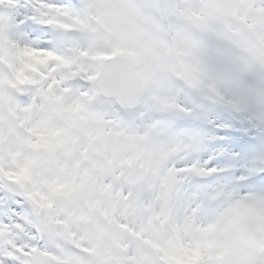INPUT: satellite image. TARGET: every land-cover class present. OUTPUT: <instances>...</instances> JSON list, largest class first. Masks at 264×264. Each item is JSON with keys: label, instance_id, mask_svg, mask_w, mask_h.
Returning a JSON list of instances; mask_svg holds the SVG:
<instances>
[{"label": "rangeland", "instance_id": "1", "mask_svg": "<svg viewBox=\"0 0 264 264\" xmlns=\"http://www.w3.org/2000/svg\"><path fill=\"white\" fill-rule=\"evenodd\" d=\"M212 2L243 8L224 15L210 10L205 19L193 7ZM86 3L102 10L91 14L97 25L94 35H87L79 9L65 2L0 0L5 7L0 12V249L13 233H26L35 246L30 245L25 256L36 255L47 264L69 261L68 255H55L43 237L34 234L51 223L63 229L70 243L96 256L99 264H186L169 211L177 202H195L200 196L190 186L193 178L216 172L229 179L221 173L235 163L231 182L239 186L245 172H254L255 165L246 156L253 133L239 113L245 97L262 95L249 80H259L264 72V54L234 34L257 23L247 12L264 13V0ZM49 6L58 8L52 24L79 32L67 42V54L43 47L51 29L42 27L37 9ZM105 11L117 16L119 24L110 22ZM221 45L241 55L222 52ZM112 55L136 59L147 82L137 111L123 120L115 115L116 108L96 106L90 92L69 90L64 82L65 78L94 82L102 59ZM206 62L223 71L209 75ZM85 94L91 101L84 99ZM170 110L196 118L198 125L187 131L175 128L179 117L153 121L152 114L169 115ZM222 128L242 136L222 135ZM256 159L264 161V155ZM202 160L216 165L202 167L198 164ZM4 177L30 182L31 200L47 208L50 217L34 216L29 201L15 196ZM231 182L236 199L229 197L230 204H247L259 194L257 185L237 190ZM221 183L215 180L207 188ZM216 193L215 198L222 197ZM118 208L125 219L116 215ZM129 217L132 223L127 222ZM256 221L257 227L264 224L261 218ZM236 222L203 223L195 232L209 246L203 264H229L230 247L247 237L246 230L234 227ZM85 224H94L103 248L83 247L74 229ZM106 226H114L119 234L109 233ZM51 236L57 238L56 233ZM257 258L254 261L260 264Z\"/></svg>", "mask_w": 264, "mask_h": 264}, {"label": "clouds", "instance_id": "2", "mask_svg": "<svg viewBox=\"0 0 264 264\" xmlns=\"http://www.w3.org/2000/svg\"><path fill=\"white\" fill-rule=\"evenodd\" d=\"M133 7H139L135 5ZM196 10L201 12L202 17L208 18L210 10H214L217 15H224L234 8H243L238 4H223V3H208L205 5H194ZM79 9L80 20L86 29L87 35H94V30L97 25L91 19V14L99 15L101 9L97 6L86 3V0H79L77 4ZM58 11V8L49 6L47 10L37 9L39 14V22L47 25L51 29V34L47 37L44 44V48L50 51H59L61 54H67L66 44H60L58 36L63 32V29L59 25L51 23L54 14ZM247 14L257 23L250 29L239 30L234 34V38L244 42L245 44H251L253 47L258 49L261 54H264V13L257 16L254 12L248 11ZM106 18L112 22L119 24L118 17L109 11H105ZM68 37H76L77 33H68ZM43 50V49H42ZM220 50L222 52L229 53L233 57H238L241 53L236 49H229L226 45H221ZM55 61H50V64H54ZM205 71L209 75L219 76L223 71V67L214 63L206 62ZM249 84L253 88H260L262 95L258 99L254 94L245 97L242 101L243 111L239 115L244 120L249 131L253 133L250 139L246 156L250 164H254L259 167L261 171H264V161L256 159L258 152H264V72L261 73L259 80L250 79ZM89 90L93 87L91 84L85 85ZM96 106H106L112 108L121 107V101L116 97H100L97 101ZM259 117V118H258ZM5 182L9 190L13 191L15 196L21 197L23 201H29V211L36 217L42 220H47L51 213L47 208L41 207L35 201H32L29 192L31 191L32 185L28 181L16 182L8 180L4 177ZM264 180V177H260ZM19 204L20 202L17 201ZM249 203L252 207V215L238 220L234 227L239 230H249L253 224V216L255 213H264V201L259 203L250 200ZM15 211V209H12ZM116 215L121 219H125L120 214L119 208L116 210ZM127 222L132 223L131 217L127 218ZM107 231L111 234L118 235L119 233L114 226H106ZM74 231L77 233V237H80V243L83 247H97L101 249L104 247V243L98 240L94 224L81 225L79 228H75ZM56 233L57 238H52L51 234ZM43 237L44 244L48 246L49 250L55 255L59 256L62 254L68 255L71 259L69 261L56 260L52 264H99L98 259L91 253L83 251V248H77L75 245L70 243L68 238L63 235V229L59 226L48 223L44 231L37 230L36 233ZM252 238L256 241V247L251 252L244 253H233L228 256L227 259L230 261H242V264H255L254 256L255 252L259 248L264 247V229L259 231L251 232ZM30 245L35 246V242L27 238L26 233L16 234L13 233L9 242L0 249V264H32L29 257L24 255L25 251H30ZM119 255V253H116ZM10 257H14L11 258ZM260 264H264V260L260 261Z\"/></svg>", "mask_w": 264, "mask_h": 264}, {"label": "bare ground", "instance_id": "3", "mask_svg": "<svg viewBox=\"0 0 264 264\" xmlns=\"http://www.w3.org/2000/svg\"><path fill=\"white\" fill-rule=\"evenodd\" d=\"M64 59V56H61ZM189 118L188 116H186ZM264 155V152H258L257 156ZM202 167L209 166V164L216 165L215 162H205L204 160L200 161ZM197 164V165H198ZM230 166L232 169H235L236 164L231 163ZM200 167V166H199ZM257 169V166L255 167ZM210 176L202 177H214L215 173L209 174ZM234 178V174L230 173L229 179L219 178L222 183L221 185L215 188H207L206 186H197L193 187L196 192L200 193V196L196 195L193 202L192 200H187L186 202H177L174 208L169 211L170 222L174 225L176 229L177 236L179 237L180 247L182 248L183 255L185 256L186 264H203L205 253L209 246L205 245L203 239L195 237V232H199L201 225L207 223L209 225H219L223 220L225 221H238L242 218H246L252 214V207L249 203L250 200L259 203L264 201V186L261 188L258 195H253L248 199L247 204L241 203H228L234 201L235 193L229 187L228 181ZM194 191V190H193ZM235 191V190H234ZM221 194L222 197H216ZM184 194V192H182ZM263 193V194H261ZM216 194V195H215ZM256 196V197H255ZM204 199L201 200L200 199ZM208 203H214L212 208H207ZM229 204V205H228ZM177 206H181L178 208ZM203 206V208H202ZM257 218H262L264 221V213H255L253 218V224L251 229L246 230L247 237L244 242L238 239L229 249V256L233 253H244L251 252L256 247V241L252 238L251 232L259 231L255 227V220ZM208 220V222H206ZM171 224V225H172ZM245 246V248H244ZM259 256V262L264 260V250L259 248L255 252L254 260ZM258 259V258H257ZM229 264H242V261H230ZM256 264V262H255Z\"/></svg>", "mask_w": 264, "mask_h": 264}, {"label": "water", "instance_id": "4", "mask_svg": "<svg viewBox=\"0 0 264 264\" xmlns=\"http://www.w3.org/2000/svg\"><path fill=\"white\" fill-rule=\"evenodd\" d=\"M139 65L131 58L114 57L102 66L99 89L104 97H116L121 104L132 107L145 90V82L138 74ZM33 264H43L33 260Z\"/></svg>", "mask_w": 264, "mask_h": 264}]
</instances>
